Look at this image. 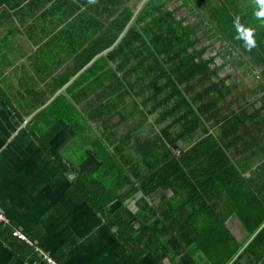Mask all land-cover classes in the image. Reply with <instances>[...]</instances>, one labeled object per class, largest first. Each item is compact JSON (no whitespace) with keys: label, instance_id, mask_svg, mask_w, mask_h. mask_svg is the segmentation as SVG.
<instances>
[{"label":"crops","instance_id":"obj_1","mask_svg":"<svg viewBox=\"0 0 264 264\" xmlns=\"http://www.w3.org/2000/svg\"><path fill=\"white\" fill-rule=\"evenodd\" d=\"M233 20L255 54L223 33ZM262 51L264 0H0V264H47L16 229L61 264H134L108 216L249 201Z\"/></svg>","mask_w":264,"mask_h":264},{"label":"trees","instance_id":"obj_2","mask_svg":"<svg viewBox=\"0 0 264 264\" xmlns=\"http://www.w3.org/2000/svg\"><path fill=\"white\" fill-rule=\"evenodd\" d=\"M222 30L223 33H230L236 42L242 40L245 47L255 54L256 50L235 21H231L228 27L223 26ZM162 178L159 173H153L143 180L139 187L144 195L162 186ZM151 184L153 187H150ZM195 193L190 194L178 208L170 206L163 211L155 210L142 199L138 213L142 222L137 228L124 218L113 221L112 216L107 217L112 223L122 221L119 236L124 242L121 246L127 247L130 261L146 264L144 257L151 253L168 257L171 264H264V187H249L252 197L249 196L250 200L244 203L195 201L191 199ZM199 195L201 198L205 196L203 193ZM97 209L103 210L102 207ZM231 216L239 222L235 224V230L228 223ZM120 252L124 253L123 249ZM51 255L61 263L59 258Z\"/></svg>","mask_w":264,"mask_h":264},{"label":"built area","instance_id":"obj_3","mask_svg":"<svg viewBox=\"0 0 264 264\" xmlns=\"http://www.w3.org/2000/svg\"><path fill=\"white\" fill-rule=\"evenodd\" d=\"M7 219L5 218L4 214L0 211V221L2 222H6L4 221ZM14 236L20 238L21 240H23L26 244H28L29 246L33 247L35 253L39 254L41 256V258L47 263V264H61L59 263L52 255L51 253L46 252L44 249H42L40 246H38L34 241H32L31 239H29L22 230L20 229H16L13 232Z\"/></svg>","mask_w":264,"mask_h":264},{"label":"water","instance_id":"obj_4","mask_svg":"<svg viewBox=\"0 0 264 264\" xmlns=\"http://www.w3.org/2000/svg\"><path fill=\"white\" fill-rule=\"evenodd\" d=\"M241 28V30H242V32L245 34V36L248 38V34H247V32H246V30L245 29H243L242 27H240ZM251 42V41H250ZM251 44H252V42H251ZM253 47H254V45H253ZM263 225H264V223H263ZM263 225L259 228V230L263 227ZM258 230V231H259ZM257 231V232H258ZM257 232L249 239V241L244 245V247H246L249 243H250V241L253 239V237L257 234Z\"/></svg>","mask_w":264,"mask_h":264},{"label":"bare ground","instance_id":"obj_5","mask_svg":"<svg viewBox=\"0 0 264 264\" xmlns=\"http://www.w3.org/2000/svg\"><path fill=\"white\" fill-rule=\"evenodd\" d=\"M26 125V124H25ZM68 152V151H67ZM97 171V170H96ZM99 171V170H98ZM95 172V171H94ZM153 177V176H152ZM148 179V178H147ZM106 180V179H105ZM157 180V179H156ZM101 181V180H100ZM109 181V180H108ZM145 182H143V184H144ZM152 186V185H151ZM146 192V191H145ZM242 223V222H241Z\"/></svg>","mask_w":264,"mask_h":264},{"label":"rangeland","instance_id":"obj_6","mask_svg":"<svg viewBox=\"0 0 264 264\" xmlns=\"http://www.w3.org/2000/svg\"><path fill=\"white\" fill-rule=\"evenodd\" d=\"M234 21V20H233ZM4 221H6V220H4ZM232 227H234V223H233V225H231Z\"/></svg>","mask_w":264,"mask_h":264}]
</instances>
